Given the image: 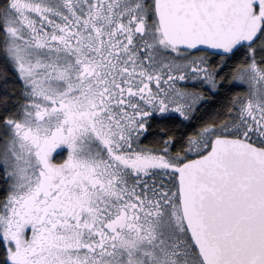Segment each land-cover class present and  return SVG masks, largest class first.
Wrapping results in <instances>:
<instances>
[{
  "label": "snow or ice",
  "instance_id": "snow-or-ice-1",
  "mask_svg": "<svg viewBox=\"0 0 264 264\" xmlns=\"http://www.w3.org/2000/svg\"><path fill=\"white\" fill-rule=\"evenodd\" d=\"M0 264H264V0H0Z\"/></svg>",
  "mask_w": 264,
  "mask_h": 264
}]
</instances>
